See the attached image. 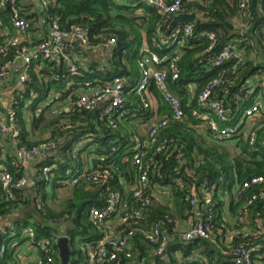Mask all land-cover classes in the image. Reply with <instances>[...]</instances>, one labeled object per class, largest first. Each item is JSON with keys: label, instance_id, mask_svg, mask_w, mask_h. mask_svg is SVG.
<instances>
[{"label": "trees", "instance_id": "obj_1", "mask_svg": "<svg viewBox=\"0 0 264 264\" xmlns=\"http://www.w3.org/2000/svg\"><path fill=\"white\" fill-rule=\"evenodd\" d=\"M4 1L1 32L8 28L10 33L0 37V49L6 48L0 71L10 65V80L4 86L10 84L14 98L7 108L0 104V115L10 110L16 114L20 136L13 141L0 129V175L9 173L13 180L9 187L0 180V264H23L26 244L38 250L40 264H62L57 246L62 236L69 241L70 264H84L85 246L103 238L106 223L117 217L97 222L92 216L93 210L106 207L112 193L125 201L128 210L140 211L141 217L127 224L118 217L119 236L128 245L117 262L105 264H235L232 253L241 246L252 250L254 264H264V200L248 205L254 196L264 195V183L238 194L252 179H264V0H248L244 8L243 0H183L175 14L161 12L144 0H48L40 12H30L31 5L21 0L15 6L30 23L23 36L11 24L13 0ZM190 15L196 17L193 23L175 21ZM54 23L62 30L78 26L87 32L88 46L72 40L63 52L71 60L81 59L76 64L79 72L70 71L63 56L44 59L29 70L25 84L16 87L21 56L48 40ZM187 26L193 35L185 38L178 32ZM207 35L215 36L214 46ZM15 38L21 42L12 47ZM113 40L114 45L105 48ZM178 41L184 45L176 51L173 45ZM230 43L240 58L215 66ZM144 47L164 60L157 69L167 73L169 89L185 112L184 120L171 121L154 143L152 123L171 118L172 111L154 81L143 94L135 90L142 80ZM172 65L178 69L177 80ZM118 79L125 85L122 96L128 116H104L110 99L90 110L76 106L81 95L92 97ZM208 88L209 102L219 103L227 116L221 126L236 130L222 141L194 116L204 114L200 99ZM257 98L262 111L248 131L244 113ZM138 143L147 146L137 151ZM43 144L55 145L56 151L41 155L37 173L31 175L12 149L22 156L23 149ZM138 152L143 171L148 172L139 199L132 191L124 196L121 189L122 181L133 189L140 186V171L132 164ZM83 154L95 157V167L87 175L109 179L72 185V177L84 173ZM48 168L52 171L46 177ZM23 180L28 184L20 187ZM69 188L65 197L59 196L60 190ZM208 192H213L210 205L205 201ZM160 194L167 202L155 198ZM210 216V239L182 241L186 231L178 228L179 221L190 219L192 229ZM156 226L169 239L163 254L161 242L147 239ZM30 228L33 237L27 233Z\"/></svg>", "mask_w": 264, "mask_h": 264}, {"label": "built area", "instance_id": "obj_2", "mask_svg": "<svg viewBox=\"0 0 264 264\" xmlns=\"http://www.w3.org/2000/svg\"><path fill=\"white\" fill-rule=\"evenodd\" d=\"M21 0H13L14 10L12 17V27L18 32V35L23 36L27 30L30 28V23L22 18V11L15 6V2H19ZM43 7L48 5V0H40ZM130 2H134L135 0H128ZM183 0H173L171 3L167 4L164 0H144L148 5L155 7L161 12L168 14H175L180 10L181 3ZM248 0H243V4H241V8H244V3ZM5 6V1L0 0V8ZM4 26V20L0 17V28ZM182 35L187 38L193 35V28L191 26H187L183 30ZM208 40L215 44L216 38L214 35H207ZM79 41L84 46L89 45L87 32L78 26H71L68 31L62 30L58 24L54 23L51 26V36L48 40L40 44L36 50L30 51L27 50L24 55L21 56V69L20 73V85L22 86L27 81L28 72L30 69L36 67L42 60L51 59L57 56H63L64 61L67 62V67L70 71L77 74L79 72L80 67H77L76 64L81 62L80 58L75 60H71L69 56L64 55L65 43L68 41ZM20 38H15L11 42V46H17L20 44ZM115 41H111L110 43L105 45V48H111L114 45ZM184 45V41H178L173 46L176 47V51ZM6 51V48L0 49V56H2ZM146 56L143 59V63L141 67L143 68L142 80L139 83L138 87L135 89L138 94H143L146 92L148 85L151 81H154L156 87L160 91L163 99V103L170 107L172 111V117L163 118L159 120H155L152 123V128L150 132V138L154 143L157 139L159 133L164 130L171 121L180 122L185 118V112L182 108L181 101L178 97H176L169 89L168 85V76L167 73L160 71L157 69V66L161 65L164 60L160 59L159 56L150 52L145 47L142 50ZM175 51V52H176ZM240 53L235 51L234 43H230L227 47L223 49V51L217 56L215 59V66H220L226 61H230L232 59H239ZM176 62V59L174 60ZM174 62V63H175ZM173 70V80L179 79V72L175 65L171 66ZM10 69V65L6 68H3L0 71V87L4 86L9 82V74L7 70ZM124 82L122 80H115L113 86L111 88L105 89L99 93H96L92 97L89 95H81L80 100L77 102L76 106L84 107L86 109H93L98 103L103 102L105 99H110V104L105 110L104 116L108 119L113 118H122L129 115L130 110L126 105V101L122 96V91L124 88ZM214 87V86H213ZM212 94V89L208 88L203 93L200 101L205 106L204 114L200 115L198 112L194 113L195 117L201 119L204 123L209 125L210 129L213 131L216 140L222 141L229 136L236 133V130L223 127L221 124H224L228 121L227 116L224 113V110L221 108V105L217 102H209L210 96ZM149 108V105H146ZM67 111L70 108L66 109ZM262 111V106L260 105V98H257L255 102H253L252 106L246 109L244 113L245 121L252 122L257 115ZM0 129L5 136H9L11 140L15 141L20 136V130L17 125L16 114L10 110L6 115H0ZM147 146L146 144L138 143L137 151L142 150L143 147ZM56 151V146L53 144H43L40 147L34 149H23L21 151L22 158L24 162H28L32 159L39 158L43 154H52ZM133 166L138 168L140 171V180L139 187H135L132 192H134V198H141L143 196V186L148 183V172L143 171V163H142V155L138 152L134 157ZM52 169L48 168L45 171L46 177ZM109 179L108 175L104 177L99 176L98 174L87 175V173L83 174H75L72 177V185H77L80 180H85L87 183L99 182L103 183ZM0 180L3 182L5 187H9L12 184V176L9 173H3L0 175ZM264 183L263 178H255L250 182L246 183L243 188H239L238 194H240L241 190H246L251 188L254 185H258ZM28 181L23 180L20 183V187L27 186ZM142 187V188H140ZM193 196H197V192L193 191ZM205 201L207 205L212 204L213 192H208L205 195ZM196 199V198H195ZM264 200V195L261 197L254 196L252 200L248 202V205H252L256 200ZM196 200H193L192 204L196 205ZM148 203H145L147 205ZM93 218L96 219L97 222H103L107 219L113 218L117 216L121 218V222L123 224L129 223L132 219H137L141 217V212L138 210H128L124 205V202L120 198L119 195L112 193L109 197L107 205L104 209H95L93 210ZM212 220L213 216H210L208 221L201 220L199 221L192 229L186 231L182 237L183 242H193L195 240H208L211 237L212 230ZM30 237L34 236L33 230L30 228L27 232ZM147 239L150 243L154 244L156 242H161V248L159 249V253L163 254L166 251V247L169 243L168 237L161 236V230L159 226H156L153 231L148 235ZM49 243H45L43 250L48 252ZM128 245V241L126 238H122L120 236H113L110 234H105L103 238L99 239L94 243H89L85 246L86 260L84 264H105L107 262L115 263L119 260L120 255L126 250ZM5 251V248L2 250ZM232 258L235 264H254V256L252 250L241 246L236 249L232 253ZM24 264H40L39 260L27 262Z\"/></svg>", "mask_w": 264, "mask_h": 264}, {"label": "crops", "instance_id": "obj_3", "mask_svg": "<svg viewBox=\"0 0 264 264\" xmlns=\"http://www.w3.org/2000/svg\"><path fill=\"white\" fill-rule=\"evenodd\" d=\"M27 3H29L32 7V10H29L30 12L31 11L32 12H35V11L40 12V10L43 8V5H42L40 0H27ZM40 27L43 28L42 20L40 22ZM1 29L2 28H0V37H2L5 34L10 33L8 28L4 29L2 32H1ZM42 33H44V31L41 32V35H42ZM19 76H20V73H19ZM10 83H11V81H10ZM17 84L18 85L16 87L20 88L21 85H20V81L18 78H17ZM9 85L10 84H8L6 87L5 86L0 87V95L2 96V94L5 93L3 96V97H5V100H1V98H0V104H2L4 108H7L10 105L11 100L14 98V92L12 90V87H9ZM252 127H253L252 122H248L246 124V129L248 131L251 130ZM201 129H204V126L201 127L200 130ZM231 144H234V143H231ZM12 151H13V153L17 154V157L19 158V160L21 162H24L22 156L18 155L19 153L16 152L14 147H13ZM4 156H6V155L4 154ZM39 158H41V157H39ZM39 158L32 159V160L25 163V168H26L27 172L30 173L31 175H35L37 173ZM82 158L85 160V163H86L84 173H87L89 171H93V169L95 167L94 155L93 154H83ZM121 187H122L121 189L123 190V193L125 194L124 196H127L129 194V192L132 191V189H133V188L127 186L126 182H123V181L121 182ZM155 198L157 200H160L162 203L167 202V199L166 198L164 199L163 194H160V195L156 196ZM122 201L125 202L123 199H122ZM227 206H229V204ZM228 210L229 209L227 207V212H228ZM120 225L121 224H120L118 217L114 218L111 221H108L105 225L106 229H107L106 234H110V235H113L116 237L119 236V234H120V231H119L120 227L119 226ZM178 228L183 232L189 230L191 228V220L189 219L188 221H179L178 222ZM60 232H62V231H60ZM64 236H65V234H64ZM23 257H24L23 258V264L27 263V262H31V261H36V260H38V250L35 247H31V246L28 248H24Z\"/></svg>", "mask_w": 264, "mask_h": 264}, {"label": "water", "instance_id": "obj_4", "mask_svg": "<svg viewBox=\"0 0 264 264\" xmlns=\"http://www.w3.org/2000/svg\"><path fill=\"white\" fill-rule=\"evenodd\" d=\"M196 17L195 15L190 16H177L175 18L176 22H184V23H193L195 21ZM67 237H60L57 243L58 249H59V257L62 262V264H70L71 263V250L69 248ZM126 264V263H122Z\"/></svg>", "mask_w": 264, "mask_h": 264}, {"label": "rangeland", "instance_id": "obj_5", "mask_svg": "<svg viewBox=\"0 0 264 264\" xmlns=\"http://www.w3.org/2000/svg\"><path fill=\"white\" fill-rule=\"evenodd\" d=\"M4 94H5V93H3L2 96L0 95L1 100H5V97H3ZM70 190H71L70 188H69V189H63V190H60V191H59V196H60V197H65V196L67 195V193L70 192ZM28 247H30V246H29L28 244H26V245H24V246L22 247V249L24 250V248H28Z\"/></svg>", "mask_w": 264, "mask_h": 264}]
</instances>
